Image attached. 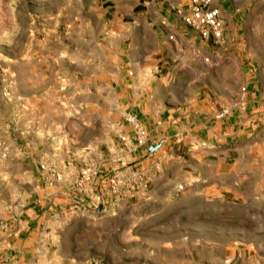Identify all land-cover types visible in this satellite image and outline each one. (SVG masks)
I'll list each match as a JSON object with an SVG mask.
<instances>
[{
  "label": "rangeland",
  "instance_id": "rangeland-1",
  "mask_svg": "<svg viewBox=\"0 0 264 264\" xmlns=\"http://www.w3.org/2000/svg\"><path fill=\"white\" fill-rule=\"evenodd\" d=\"M186 2L0 0L3 221L19 223L36 186L58 196L80 194L86 203L90 184L79 174L86 167L100 177L112 167L119 179V197L109 210L68 204L65 226L47 235L52 247L29 246L24 258L32 255L41 264H264V124L229 130L225 140L203 143L198 152L177 143L161 148L155 139L132 151L117 138L129 134L126 119L134 115L127 109L138 105L116 103L124 93L116 83L134 86L163 75L155 70L160 55L152 54L144 71L124 56L130 37L138 41L128 30L132 18L141 12L148 34L166 37L171 28L161 25L159 14ZM151 42L149 36V51ZM200 159L223 161L206 169L214 182L207 189L194 180ZM190 171L192 178L184 173ZM142 173L150 180L145 196L134 182ZM28 230L30 239L45 238ZM17 236L20 243L27 234Z\"/></svg>",
  "mask_w": 264,
  "mask_h": 264
},
{
  "label": "crops",
  "instance_id": "crops-1",
  "mask_svg": "<svg viewBox=\"0 0 264 264\" xmlns=\"http://www.w3.org/2000/svg\"><path fill=\"white\" fill-rule=\"evenodd\" d=\"M210 5L218 8L224 22L222 40L216 45H207L193 39L178 17L170 11L159 14V17L169 23L170 32L175 35L174 43L167 41L165 35L156 30L149 35L146 18L141 12L132 18L133 23L130 22L128 30H133L131 36H137L138 41L133 42L130 37L124 55L127 61L132 63L134 69L144 71L152 54L160 55L158 61L162 60L155 70L156 75L159 71L163 75L145 79L134 86L132 81L130 85L115 82L124 92L120 96L121 100L115 102L138 105L129 107L127 111L136 116L146 129L147 145L156 140L161 148L168 147L169 143L173 147L177 143V147L184 148L187 145L186 149L198 152L204 149L200 147L204 146L203 143L225 140L229 130L244 131L254 124L259 125L257 128L264 124V0H211ZM249 21L251 29L248 27ZM123 28L127 27L124 25ZM136 29L139 32L135 33ZM149 36L152 40L150 51ZM197 44L209 52L211 64L200 66L192 59L191 48ZM221 47L223 51L219 54L218 49ZM245 61H248L247 65L252 64L251 69L244 67ZM239 85L245 86V92H238ZM114 88H117L116 85ZM136 88L138 92L134 90ZM222 110L225 114L217 117ZM214 164L221 167L223 161L200 159L195 162L201 174L197 177L199 179L194 180H201L205 189L214 183L208 180L206 170L215 167ZM191 172L184 173H189V178H192ZM184 178L188 179L186 175ZM41 179L37 178L36 184L42 183ZM96 184L92 187L93 191L102 188L101 183ZM39 189L35 187L36 198L28 203L19 223H6L0 214V264H41L40 258L32 255L24 258L22 252L30 251L29 246L49 250L53 244L47 235L51 236L65 226L61 218L66 214V206L84 202L80 194L79 197L71 198L65 194L58 196L52 189ZM29 223L33 226L29 227ZM14 224L23 225H20L19 232L27 234L20 243L17 241L19 232H16L14 240L6 241L15 231ZM28 229L44 232L45 238L40 236L38 239H30Z\"/></svg>",
  "mask_w": 264,
  "mask_h": 264
},
{
  "label": "built area",
  "instance_id": "built-area-1",
  "mask_svg": "<svg viewBox=\"0 0 264 264\" xmlns=\"http://www.w3.org/2000/svg\"><path fill=\"white\" fill-rule=\"evenodd\" d=\"M175 14L184 29L192 35L193 39H196L200 43L207 45L218 44L223 37L224 22L220 16L218 8L211 6L209 0H187V2L181 6H171L169 9ZM163 27H168L167 22L162 21ZM166 40L174 43L175 35L169 32L166 35ZM191 57L198 64L209 65L211 64V56L209 52L204 51L201 44L192 46ZM245 90L244 87L240 88V92ZM225 111H219L217 117H222ZM129 123V134L118 135V141L125 148H130L132 151L142 149L147 144V132L146 129L139 123L134 116H129L126 119ZM80 180L87 181L90 184V191L84 196L87 198V202L83 201L79 203L78 207H81L82 211L90 210L95 213L105 212L111 208L118 195L119 179L114 168L110 167L104 176H99L96 170L90 171L89 167L80 171ZM138 181L134 178V182L139 185L141 189V195L145 196L147 188L149 187L150 180L143 176V173L137 176ZM101 183L102 188L100 190L93 191L92 186L96 183ZM132 186L129 187L133 190ZM133 195H127L126 198L132 197Z\"/></svg>",
  "mask_w": 264,
  "mask_h": 264
}]
</instances>
